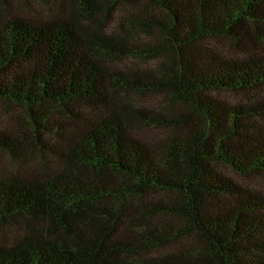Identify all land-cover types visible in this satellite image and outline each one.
Returning a JSON list of instances; mask_svg holds the SVG:
<instances>
[{"label": "trees", "instance_id": "1", "mask_svg": "<svg viewBox=\"0 0 264 264\" xmlns=\"http://www.w3.org/2000/svg\"><path fill=\"white\" fill-rule=\"evenodd\" d=\"M36 1L0 12V100L30 127L0 152L30 135L55 167L0 176V264H264V192L236 179L264 174V0Z\"/></svg>", "mask_w": 264, "mask_h": 264}, {"label": "rangeland", "instance_id": "2", "mask_svg": "<svg viewBox=\"0 0 264 264\" xmlns=\"http://www.w3.org/2000/svg\"><path fill=\"white\" fill-rule=\"evenodd\" d=\"M116 6H120L123 12L132 11L125 4L122 5L119 3L116 4ZM51 7L48 4L36 0H0V12L5 15L16 13L27 16H47L51 13ZM212 44L222 54L234 56L242 54L238 47L231 44L225 38L216 39ZM253 51L259 53L263 52L264 44L257 43ZM153 62V59H145L137 61L136 64L144 67L151 66ZM221 96L231 101H239L245 100V96L247 95L233 92L221 93ZM161 97L162 94L154 92L129 94V98L136 104L153 108H156L158 104L161 103ZM28 118L26 110L23 109L21 105L0 100V129L11 131L14 126L16 127V124H20L25 132L30 133ZM261 120L264 122V118ZM135 131L143 137H152L159 134V131L157 132L153 128L145 126L137 127ZM25 139L27 149L25 150V158L23 160H14L9 154L0 152V176L5 173H14L16 171L23 175H34L55 167V160L49 155L46 149L36 147L34 145V139L30 135ZM236 179L264 192V174L249 177H236ZM18 224L19 222L13 221L0 223V245H9L14 241L20 232L17 227Z\"/></svg>", "mask_w": 264, "mask_h": 264}]
</instances>
